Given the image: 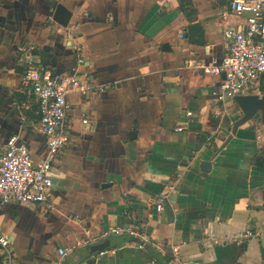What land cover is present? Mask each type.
I'll return each mask as SVG.
<instances>
[{
    "label": "crops",
    "instance_id": "1",
    "mask_svg": "<svg viewBox=\"0 0 264 264\" xmlns=\"http://www.w3.org/2000/svg\"><path fill=\"white\" fill-rule=\"evenodd\" d=\"M45 1L53 0L0 7ZM54 1L72 12L66 28L36 34L0 23V147L15 138L36 163L46 153L22 85L24 57L40 63L36 45L53 47L51 68L89 86L86 96H67L70 142L53 164L49 204L0 203V234L17 263L86 264L78 260L85 245L135 226L148 237L142 249L116 236L95 264H171L173 247L187 264H264L260 238L242 237L264 227V129L250 121L226 144L241 113L215 102L218 79L197 67L225 55L223 31L241 22L227 1L191 0L200 45L187 41L178 0ZM165 185L172 190L157 213L151 204Z\"/></svg>",
    "mask_w": 264,
    "mask_h": 264
},
{
    "label": "built area",
    "instance_id": "2",
    "mask_svg": "<svg viewBox=\"0 0 264 264\" xmlns=\"http://www.w3.org/2000/svg\"><path fill=\"white\" fill-rule=\"evenodd\" d=\"M226 10L241 22L223 31L226 53L219 65H205L194 60L187 63V66L197 63L204 74L218 79L215 102L224 106L232 104L236 96L251 92L260 95V87H264V0H227ZM23 62V91L36 105L46 154L38 163L34 162L29 149L17 143L15 138L0 147V203L47 206L51 197L53 164L70 141L67 96L72 91L86 96L89 86L78 77L66 76L39 63L30 54ZM171 190V186L165 185L154 201L152 207L157 213L163 210ZM123 234L135 238L132 245L137 249H142L148 241L147 235L135 226L110 228L96 240ZM252 236L251 231L242 235L243 238ZM171 253V264H187L180 259L178 247H173ZM59 255L63 256L65 252L60 250ZM0 256L3 264H17L11 243L2 234Z\"/></svg>",
    "mask_w": 264,
    "mask_h": 264
},
{
    "label": "water",
    "instance_id": "3",
    "mask_svg": "<svg viewBox=\"0 0 264 264\" xmlns=\"http://www.w3.org/2000/svg\"><path fill=\"white\" fill-rule=\"evenodd\" d=\"M43 3L33 2L30 6L18 4L12 5L10 7H0V9L4 12L0 15V23L3 27L7 24L13 25L24 23L25 26L27 25L29 27L32 33L36 32V34L38 32V29H42L43 27L48 28L52 24H55L61 28H66L69 25L70 19L72 17V12L68 8H66L60 2L54 0L45 1ZM20 17H22V20L20 19ZM25 17L29 18L28 22L24 21L23 18ZM15 32L17 31L15 30ZM36 46L39 48L38 51L40 55V63L43 65H50L51 63L49 59L53 56L50 51L53 50V47L47 45L41 47L40 44ZM163 46L165 47V45ZM17 48L20 49L19 52L25 51L27 49H22V46ZM42 52L45 53L44 60ZM221 59L222 57H220L215 64L219 65ZM56 71L60 73L58 70ZM232 104L235 105V107L240 111L241 116L229 127V134L225 141L226 144L229 143L233 136L236 135L238 128L245 125L246 123H249L252 120L255 122L254 126L257 125L264 129V95L258 96L256 94H252L236 96ZM134 132L135 131L129 133V138L134 135ZM202 164L206 165V167L209 166V162H203ZM54 183L55 181H53L52 176V187ZM260 247L264 252V227L261 229ZM102 251V244H98L96 242L88 243L87 245H85L84 249L80 253H78V260H85L86 264H95L96 258L94 256Z\"/></svg>",
    "mask_w": 264,
    "mask_h": 264
},
{
    "label": "trees",
    "instance_id": "4",
    "mask_svg": "<svg viewBox=\"0 0 264 264\" xmlns=\"http://www.w3.org/2000/svg\"><path fill=\"white\" fill-rule=\"evenodd\" d=\"M227 1V0H226ZM178 11L183 14V16L188 20L190 25L187 28V41L192 45H200L202 44V30L201 27L197 24H192L194 21L196 10L193 7L191 0H178ZM25 96L23 97V100ZM39 118V116H38ZM262 165L261 163H258ZM0 264H2V258L0 256Z\"/></svg>",
    "mask_w": 264,
    "mask_h": 264
},
{
    "label": "flooded vegetation",
    "instance_id": "5",
    "mask_svg": "<svg viewBox=\"0 0 264 264\" xmlns=\"http://www.w3.org/2000/svg\"><path fill=\"white\" fill-rule=\"evenodd\" d=\"M260 95H264V87L263 86H261L260 87ZM252 94H256L255 92H251V93H248V94H246V95H252ZM256 95H258V96H260L259 94H256ZM240 96H243V95H240ZM226 106V105H225ZM253 121V120H252ZM254 122V121H253ZM70 135H71V133H70ZM70 142V141H69ZM69 144V143H68ZM68 146V145H67ZM65 151V150H64ZM154 204V201H153V203L151 204V206ZM153 208V207H152ZM252 233H253V236L252 237H250V238H254V237H259L260 238V234H261V232H259V231H255V230H250Z\"/></svg>",
    "mask_w": 264,
    "mask_h": 264
},
{
    "label": "rangeland",
    "instance_id": "6",
    "mask_svg": "<svg viewBox=\"0 0 264 264\" xmlns=\"http://www.w3.org/2000/svg\"><path fill=\"white\" fill-rule=\"evenodd\" d=\"M112 238H116V236H114V237H109V240H106V241H103V242H102V245H103V249H104V250L107 249L108 247H110V244H111L110 239H112Z\"/></svg>",
    "mask_w": 264,
    "mask_h": 264
}]
</instances>
